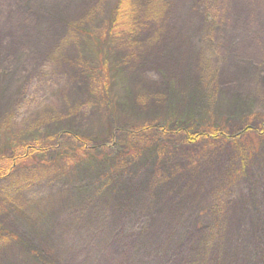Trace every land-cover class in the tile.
I'll use <instances>...</instances> for the list:
<instances>
[{"label":"rangeland","instance_id":"rangeland-1","mask_svg":"<svg viewBox=\"0 0 264 264\" xmlns=\"http://www.w3.org/2000/svg\"><path fill=\"white\" fill-rule=\"evenodd\" d=\"M260 118L264 0H0V264H264Z\"/></svg>","mask_w":264,"mask_h":264},{"label":"trees","instance_id":"trees-1","mask_svg":"<svg viewBox=\"0 0 264 264\" xmlns=\"http://www.w3.org/2000/svg\"><path fill=\"white\" fill-rule=\"evenodd\" d=\"M122 2H124V1H122ZM121 2V3H122ZM118 16V15H117ZM116 16V17H117ZM132 28H134V27H132ZM106 82H107V80H106ZM106 82L104 81V87L105 86H107V84H106ZM259 120H261L260 122H264V118H260ZM165 129H166V126L165 127H161V130H164L165 131ZM205 128H202L201 129V131H199V132H197V133H189V131H187V130H193V129H189V127H187V128H183V127H178V130L179 131H181V132H183V133H185V135L187 136V139L189 140H195V138H197V137H202V136H204V134H205V131L207 132V130H204ZM207 129V128H206ZM208 137H210V138H212V137H214V136H218V135H221V136H227L228 137V135H227V132H226V129H225V127L223 126V125H221V126H218V125H216V127H213V128H209L208 129ZM245 134H247V133H243V135L244 136H246ZM73 139L75 140V141H79V142H83V144H84V146L88 143V140H85V139H81V138H79V137H73ZM83 146V147H84ZM128 146H129V144H128ZM31 150H34L35 148L34 147H32V148H30ZM36 151V150H35ZM82 151V150H81ZM137 151H139V149H135L134 148V152H137ZM81 155H84V156H86V154H85V150H83L81 153H80ZM77 155V154H76ZM28 156V159L29 158H31V155L29 154V153H27V152H25V153H22V154H20V155H13L12 157H10V158H12L11 160H15V158L14 157H27ZM6 159V158H5ZM9 159V158H8ZM10 160V159H9ZM2 170L3 169H1V172H2ZM5 170V169H4ZM0 174H3V173H0Z\"/></svg>","mask_w":264,"mask_h":264}]
</instances>
